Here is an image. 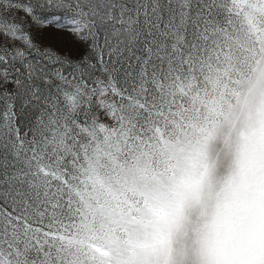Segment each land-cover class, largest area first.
Here are the masks:
<instances>
[{"label": "snow or ice", "instance_id": "snow-or-ice-1", "mask_svg": "<svg viewBox=\"0 0 264 264\" xmlns=\"http://www.w3.org/2000/svg\"><path fill=\"white\" fill-rule=\"evenodd\" d=\"M0 264H264V0H0Z\"/></svg>", "mask_w": 264, "mask_h": 264}, {"label": "rangeland", "instance_id": "rangeland-1", "mask_svg": "<svg viewBox=\"0 0 264 264\" xmlns=\"http://www.w3.org/2000/svg\"><path fill=\"white\" fill-rule=\"evenodd\" d=\"M44 42L45 43H56L55 41L50 40L47 34H45ZM56 46L59 47V44L57 43Z\"/></svg>", "mask_w": 264, "mask_h": 264}]
</instances>
